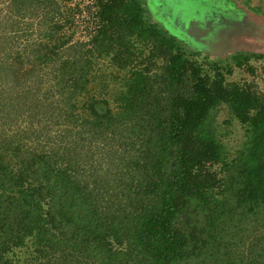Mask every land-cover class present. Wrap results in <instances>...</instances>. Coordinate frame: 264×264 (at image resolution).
I'll return each instance as SVG.
<instances>
[{
  "label": "trees",
  "instance_id": "16d2710c",
  "mask_svg": "<svg viewBox=\"0 0 264 264\" xmlns=\"http://www.w3.org/2000/svg\"><path fill=\"white\" fill-rule=\"evenodd\" d=\"M145 1L0 0V264H264V91Z\"/></svg>",
  "mask_w": 264,
  "mask_h": 264
},
{
  "label": "rangeland",
  "instance_id": "374dc122",
  "mask_svg": "<svg viewBox=\"0 0 264 264\" xmlns=\"http://www.w3.org/2000/svg\"><path fill=\"white\" fill-rule=\"evenodd\" d=\"M147 1V3H146ZM145 3L148 5L147 11L148 14L151 15V8L156 11V13L153 12L154 19L156 18L161 23H168L170 22L177 34L183 36L186 38L188 42L187 52L190 53V51L194 50V48H198L201 50V53H199V61H209L210 57L206 58V54L211 55L213 57V48L207 47L205 44H213L212 40L215 38H219V35L222 37V42L226 41V33L224 29L223 23H225V17L226 9L221 10L219 6L214 5V2L210 3V0H200V2H194V0H146ZM206 1V2H204ZM227 3L233 2L231 6V10L229 11L230 14L236 15L241 22L242 18L246 14V11L249 10L251 13L258 14V16L264 17V0H226ZM223 3L221 0H217V4L220 5V3ZM250 3V7H248L247 4ZM226 3V2H224ZM166 4H169V9L171 11V14L168 11V8H166ZM184 7L182 10L179 9V6ZM212 6V7H211ZM178 7V8H177ZM193 7V8H192ZM216 8V10L214 8ZM150 8V9H149ZM191 8L193 9L194 13H198L203 15L201 26H196L195 20H188L187 24L191 23L190 25H186L184 22L181 21L180 18L183 17L184 14H187L188 11H191ZM174 9V10H173ZM186 9V10H185ZM225 11V13H224ZM177 17H176V16ZM222 15V17H220ZM179 17V18H178ZM222 18V19H221ZM259 18V17H258ZM244 22V21H243ZM195 23V24H194ZM260 23V22H259ZM258 24V23H257ZM195 25V26H194ZM198 27V28H197ZM258 27L261 28V30H264V25H258ZM198 29V33L197 30ZM171 31V30H170ZM182 33V34H180ZM203 33L205 35L204 38H202V42L200 43L194 36L192 35H198L200 34V37H203ZM202 35V36H201ZM235 35V34H233ZM252 43H254V39L252 38ZM205 42V43H204ZM195 43V44H194ZM202 45V46H201ZM224 45V43L222 44ZM258 45V44H257ZM255 46L257 48L259 46ZM222 57L220 59L223 60V63L226 61L227 65H231L233 67V74L229 76L228 80L231 82H254L258 85L260 89L264 91V58H261L255 63V60H252V64L256 69V72L258 76L256 78L251 77L249 72L245 69H238L235 67L234 64V58H231L229 55L222 54ZM216 123L220 125L221 131L228 134L224 137V142H227L229 146H232L233 148L235 146H238L242 141V129L236 124V122L228 116L226 110H219L217 112V115L215 117ZM226 122H230L229 125H226Z\"/></svg>",
  "mask_w": 264,
  "mask_h": 264
},
{
  "label": "crops",
  "instance_id": "0c3cea01",
  "mask_svg": "<svg viewBox=\"0 0 264 264\" xmlns=\"http://www.w3.org/2000/svg\"><path fill=\"white\" fill-rule=\"evenodd\" d=\"M221 1L223 3L219 2L220 5L217 4V0H210V3L214 2V5L219 6L221 10L226 9V11H228V10L230 11L231 10L230 5L234 1L231 2V4L227 3L228 1H226V0H221ZM240 1H244V0H240ZM194 2L202 3L200 0H194ZM204 2H206V1H204ZM224 2H226V3H224ZM243 3L247 4L248 7H250V3H245V2H243ZM169 7H170L169 4H166V8H168V11H170ZM184 7H181V5H180L179 9L182 10ZM192 8H191L192 13L187 10L188 16H186L187 14H184L183 17L180 19L186 25H188L187 24L188 20H195L196 25L200 27L203 15L199 14L200 11L198 13H194ZM214 9L216 10V8H214ZM229 11H228V13H226L225 23L222 24V25H224V29H225V33H226V41L222 42V40H221L222 37L219 35L218 39L215 38L212 40L213 44H205V45H207V47L213 48V50H212V51H214L213 56H216V55L219 56L220 54H225V56L226 55L230 56L233 53L234 54L235 53H244V54L249 55V56L257 54V55H259L260 58H264V30H261V28L258 27V25H264V17L258 16V14L256 15L254 13H251L249 10H247L246 14L242 18V22H241V20L238 17H236V15L230 14ZM216 12H217V10H216ZM169 13L171 14V11ZM224 13H225V11H224ZM220 17H222V15H220ZM233 34H235V35H233ZM197 36H198L197 38H198L199 42L200 41L202 42L203 41L202 38L205 37L204 33H203V37H200V34H198ZM252 38L254 39V43H252V41H251ZM223 43H224V45H222ZM259 44H260L259 48L255 47L256 45L259 46Z\"/></svg>",
  "mask_w": 264,
  "mask_h": 264
},
{
  "label": "water",
  "instance_id": "95a60500",
  "mask_svg": "<svg viewBox=\"0 0 264 264\" xmlns=\"http://www.w3.org/2000/svg\"><path fill=\"white\" fill-rule=\"evenodd\" d=\"M190 24H192V22L191 23H189L188 25H190ZM195 24V23H194ZM195 26V25H194ZM197 26V25H196ZM198 28V27H197ZM197 31V33H198V29L196 30ZM192 36H194L197 40H198V36H196L195 34L194 35H192Z\"/></svg>",
  "mask_w": 264,
  "mask_h": 264
}]
</instances>
